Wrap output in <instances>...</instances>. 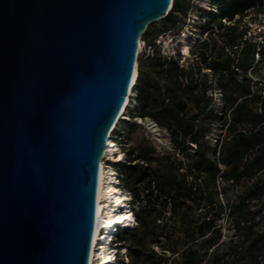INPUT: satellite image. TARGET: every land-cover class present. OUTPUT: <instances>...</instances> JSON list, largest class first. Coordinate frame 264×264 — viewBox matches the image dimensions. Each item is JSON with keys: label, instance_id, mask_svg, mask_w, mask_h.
I'll return each instance as SVG.
<instances>
[{"label": "trees", "instance_id": "16d2710c", "mask_svg": "<svg viewBox=\"0 0 264 264\" xmlns=\"http://www.w3.org/2000/svg\"><path fill=\"white\" fill-rule=\"evenodd\" d=\"M196 1L174 0L142 35L133 118L155 122L168 144L138 119L125 120L130 145L114 166L139 205L132 206L138 224L117 234L130 235L129 264H264V81L251 76L264 64V41L243 40L240 26L264 0H209L210 8ZM194 9L195 27L208 38L188 61L162 52L159 36L185 32ZM231 188L236 195L228 196Z\"/></svg>", "mask_w": 264, "mask_h": 264}, {"label": "water", "instance_id": "95a60500", "mask_svg": "<svg viewBox=\"0 0 264 264\" xmlns=\"http://www.w3.org/2000/svg\"><path fill=\"white\" fill-rule=\"evenodd\" d=\"M174 0H0V264H89L101 159Z\"/></svg>", "mask_w": 264, "mask_h": 264}, {"label": "bare ground", "instance_id": "6f19581e", "mask_svg": "<svg viewBox=\"0 0 264 264\" xmlns=\"http://www.w3.org/2000/svg\"><path fill=\"white\" fill-rule=\"evenodd\" d=\"M190 52V46H186L184 54L189 55ZM136 81V77H134L119 120L126 114L131 96L135 94L134 86ZM104 158L112 160H122L124 158V152L112 135L108 140L105 155L101 159L96 211L97 220L89 264H113L117 257L115 247L113 248L109 245L112 241L111 237H115L116 232L120 229L119 224L123 225L121 228L131 227L135 224L134 216L129 211L126 202L130 198L129 194L122 193L121 188L118 186L117 169L112 164L105 163ZM123 209L125 211H122Z\"/></svg>", "mask_w": 264, "mask_h": 264}, {"label": "rangeland", "instance_id": "374dc122", "mask_svg": "<svg viewBox=\"0 0 264 264\" xmlns=\"http://www.w3.org/2000/svg\"><path fill=\"white\" fill-rule=\"evenodd\" d=\"M196 4L204 6V7L207 6V3L205 0H200V1L197 0ZM197 15H199V13L197 12V9H194L193 11H191L190 16L187 20V25L185 27L184 33L181 32L180 34H177L175 32H169L163 36H159V39H157V44H158V47L162 50V52L168 53V54H174L177 51H180L181 54L183 55L184 60L188 61L192 58V50L194 49L195 45L197 43H199L200 41H202L203 39L208 38V37H204V35L200 36L199 35L200 34L199 28L197 29V27H195L196 25L194 23V19L197 20V18H198ZM253 18H254L253 16L250 17V19H253ZM186 46H190L191 52L189 55L184 54ZM148 50L150 52L153 49H148ZM139 55H140V53H139ZM258 72H259V75L252 74L251 76L254 77L255 79L260 80V81H264V64H259ZM134 91H135V86H134ZM220 96L221 95L218 92L216 97H220ZM136 104L137 103H136V92H135V94H133L131 96V101L129 102V104L127 106L126 114L124 116H122V118H120V120L118 121L117 126H116L115 135H117L119 146H120L121 150L124 152V158L122 160H125L126 150H127V148H129V145H130V143H128L126 140L128 132H127V123L125 120H129V119L133 118V113H134V110L136 108ZM133 119H138V121L143 122L145 124L146 130H148L152 134L153 138L156 140L157 143H159L157 138H161L164 142H166V140L163 136L160 137L159 135H157L158 132H160V131H158V130L154 131L153 128L149 127L148 121H143L139 116H135ZM104 161H105V163L112 164L114 166V162H116L118 160H112L110 158H104ZM117 171H118V169H117ZM117 177H118V183H119V172H118ZM121 190H122V193L129 194L130 198L126 202L128 205V209L130 211L131 207L134 205L133 204L134 201L132 199V194L128 190V188H126L124 185H121ZM237 192L238 191L235 190V188H231L228 190L227 194H228V196H234V195H236ZM225 196L226 195H222L221 198L226 200ZM135 206L138 207L139 205L136 204V205H134V207ZM122 211H125V209H123ZM258 218H260V222H261L260 224L264 228V209L258 215ZM137 224H138V221L136 222V226H137ZM224 234H225L226 239H228V237L233 234V230L230 229V223H229V221H227V219L226 220L224 219ZM129 237H130L129 234L119 233L114 238L113 243L109 244L111 247H113V248L115 247V249H116L115 254H116L117 260H115V262L113 264H121L123 259L125 260V262L127 264H129L131 262V250L127 247V245L129 244V239H128ZM155 247H156V250H158L160 252L163 251L161 246H159V247L155 246ZM168 255L171 256V259H173L174 257H178V254L172 255L171 253H168Z\"/></svg>", "mask_w": 264, "mask_h": 264}, {"label": "built area", "instance_id": "2783aa9c", "mask_svg": "<svg viewBox=\"0 0 264 264\" xmlns=\"http://www.w3.org/2000/svg\"><path fill=\"white\" fill-rule=\"evenodd\" d=\"M206 3H207V8H210L209 6V0H205ZM253 16L254 18L253 19H250V17ZM238 19H241L240 16H237ZM224 23L225 24H234L236 20L232 21V20H227V19H223ZM253 21V22H252ZM240 26L243 28V27H246V32L244 34V37H243V40H250V41H254V42H258V43H261L263 42L264 40V7L258 11V12H250L249 14L245 15L243 18H242V21L240 23ZM184 33V32H183ZM208 33H205L204 34V37H207ZM202 38V37H201ZM140 52H142L145 47H146V42L144 40H140ZM237 46H235L236 48ZM229 53H231V55L235 56V52L234 50H231V49H228ZM258 56V55H257ZM149 122V127L150 128H153L154 131L158 130L159 131V128L157 126V124L151 120L148 121ZM115 130H116V127L113 131V134H112V137L118 142V137L117 135H115ZM160 137H162L163 135L158 132V134ZM158 142L160 145H166L168 144V141L166 140V142H164L161 138H157ZM130 212L132 213V215L134 216V219H135V224L133 226L136 225V222H137V218L133 212V209L131 207L130 209Z\"/></svg>", "mask_w": 264, "mask_h": 264}]
</instances>
